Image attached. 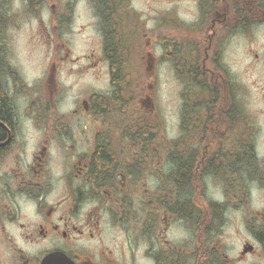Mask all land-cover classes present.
I'll return each instance as SVG.
<instances>
[{
	"label": "flooded vegetation",
	"instance_id": "flooded-vegetation-1",
	"mask_svg": "<svg viewBox=\"0 0 264 264\" xmlns=\"http://www.w3.org/2000/svg\"><path fill=\"white\" fill-rule=\"evenodd\" d=\"M12 1L0 0V264H264V109L241 108L222 58L225 40L264 25V0H194L192 22L167 17V43L130 0L105 18L100 0H23L49 47L33 78L15 60ZM144 37L164 48L146 67ZM157 63L181 81L172 113L144 89ZM102 74L104 89L78 83Z\"/></svg>",
	"mask_w": 264,
	"mask_h": 264
},
{
	"label": "rangeland",
	"instance_id": "rangeland-1",
	"mask_svg": "<svg viewBox=\"0 0 264 264\" xmlns=\"http://www.w3.org/2000/svg\"><path fill=\"white\" fill-rule=\"evenodd\" d=\"M23 0H13L12 6L17 18V27L14 28V49L15 60L21 65L27 78L39 75L46 60L47 45L39 36L37 21L34 16L25 8ZM130 3L137 12L140 13L144 26L151 28L155 25L156 20L164 27L160 36L166 37L164 43L168 41V33L164 25H168V18L171 14L176 13L179 18L186 22H192L195 18L194 0H130ZM33 7L36 3L32 4ZM28 11V12H27ZM85 15V14H82ZM146 37L142 41L144 55L146 50L152 56L163 55L164 48L157 45L152 38L151 43L147 46ZM80 55L81 52H75ZM149 56L145 55V67ZM222 58L232 73L238 79V92L241 108L248 110L264 109V25L254 26L247 32L240 30L223 43ZM47 61V60H46ZM154 66V65H153ZM153 66H149L144 79V89L150 84L157 85V94L160 99L161 114L169 111L173 112L172 102L181 89V81L174 77L165 63H157L154 71L156 77L149 75ZM93 83L96 89H104L107 86V76L102 74L98 78L90 75L83 76L78 83ZM260 136L263 137L264 129H261ZM258 134V135H259ZM262 149L264 143H262Z\"/></svg>",
	"mask_w": 264,
	"mask_h": 264
},
{
	"label": "trees",
	"instance_id": "trees-1",
	"mask_svg": "<svg viewBox=\"0 0 264 264\" xmlns=\"http://www.w3.org/2000/svg\"><path fill=\"white\" fill-rule=\"evenodd\" d=\"M40 1L41 0H35L34 3L37 4ZM119 5H120L119 3L113 2L111 0H109V1L108 0H100L96 4V8H97L96 11L102 18H105L106 15L115 13L114 9H112V8H114L115 6L118 7ZM166 39H167L166 37L160 36V40L162 43H164V40H166ZM187 55L188 56H185L184 54L176 53V57L179 58L180 66L184 69V71L186 70V71H189L190 73H193L194 67L190 66V64H191V62H194V59H193L192 54H187ZM121 57H122V54L117 56L116 62H120ZM116 67H113L115 69V71L118 69V72H117V74H115V76H119L120 75V68L122 69V66H120L118 64ZM194 83H195L194 81H192V82L190 81V86H191L190 91H193L192 85ZM1 110H2V103H1V98H0V111Z\"/></svg>",
	"mask_w": 264,
	"mask_h": 264
}]
</instances>
